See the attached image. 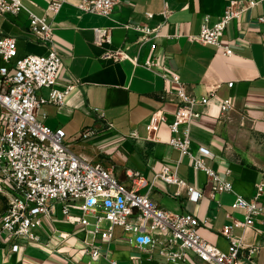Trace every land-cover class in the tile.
Returning a JSON list of instances; mask_svg holds the SVG:
<instances>
[{
    "label": "crops",
    "instance_id": "1",
    "mask_svg": "<svg viewBox=\"0 0 264 264\" xmlns=\"http://www.w3.org/2000/svg\"><path fill=\"white\" fill-rule=\"evenodd\" d=\"M232 1L250 0H118L107 18L82 13L71 0L45 22L52 28L53 48L61 59L53 89L62 92L69 85L74 87L62 107L46 103L37 113L46 127L64 131L74 155L111 170L118 182L127 184V171L139 172L148 184L154 182L150 200L169 214L195 216L201 223L198 235L224 253L229 242L222 230L243 222V212L231 209L233 195L216 197L219 206L210 199L205 176L193 172L187 158H180L169 146L167 126L178 105L175 87L160 74L168 79L178 77L196 100L213 95L204 109L196 107L197 112L203 109L217 118L220 101L232 100L234 107L226 119L205 118L191 126L190 149L196 153L199 146L206 147L210 153L206 165L230 183L235 194L251 200L256 185L264 184V24L258 22L264 16V4L228 25L222 43L232 46L230 57L188 39L199 33L204 17L215 23ZM21 3L24 9L16 17L0 15V37L14 39L17 50L11 62L0 59V69L10 70L17 59L42 57L49 51L47 44L30 35L28 20V13L45 17L47 0ZM165 12L168 16L163 18ZM146 14H152V19L147 20ZM134 26L146 27L151 34L145 38ZM94 29L111 30L110 45L95 46ZM153 43L157 46L154 54L150 52ZM117 50L128 60L115 62L107 57ZM146 61L156 63V71L146 70ZM38 95L47 100L49 90L41 89ZM156 113L163 115L165 124L152 139L145 127ZM164 165L201 191L198 204L188 203L184 190L176 196L175 186L155 180ZM51 210L52 219L43 220L37 231L38 245L9 255L0 242V264H110L104 258L92 261L83 252V242L92 239L80 227L64 222L58 206ZM205 220L210 222L203 224ZM133 237L114 229L108 252L115 264H131L136 256L138 264H165L156 254H152V263L146 262L148 254L128 243ZM232 237L243 247L238 264H264V218L246 229L234 227ZM250 250L255 252L248 255ZM186 264L199 263L189 255Z\"/></svg>",
    "mask_w": 264,
    "mask_h": 264
},
{
    "label": "built area",
    "instance_id": "2",
    "mask_svg": "<svg viewBox=\"0 0 264 264\" xmlns=\"http://www.w3.org/2000/svg\"><path fill=\"white\" fill-rule=\"evenodd\" d=\"M70 1L47 0L43 18L28 13L29 33L35 41L49 46L46 56L27 55L15 60L10 70L0 69V242L7 254L14 255L25 247L38 245V229L43 220L52 219L51 209L58 206L64 222L80 227L92 239L91 243L83 242V252L92 261L104 258L115 264L108 245L113 240L114 229L119 228L133 234V240L128 243L148 254V263H152V254H156L165 264H186L189 255L199 264H238L243 247L232 237V229L249 228L256 220L264 218V184H257L254 197L246 200L235 194L231 184L206 165V160L210 159L206 147L199 146L196 153L190 149L191 126L205 118L226 119L234 107L232 100L220 101L218 116L214 118L203 111L214 99L213 95L196 100L186 93L178 77L168 79L166 74H160L165 82L175 87L178 105L167 126L171 134L169 146L180 158H187L193 172L205 176L210 199L219 206L216 197L233 195L231 209L243 212V222H235L234 226L222 230V236L229 242L225 253L198 235L201 223L195 216L190 213L172 215L154 204L149 198L154 182L148 184L136 171L125 172L127 184L118 182L111 170L74 155L66 145L63 130H51L37 119L42 105L52 103L62 107L74 87L69 85L62 92L53 89L61 59L53 48L52 28L45 22L46 17H55ZM73 1L80 12L103 18H107L118 3V0ZM259 3L264 4V0L229 2L215 23L210 24L209 18L204 17L199 33L188 38L189 41L214 47L224 57H230L232 46L222 43L228 25ZM23 9L21 0H0L1 16L16 17ZM167 16V12L162 14L163 18ZM152 17V14L145 15L147 20ZM258 22L264 24V16L258 18ZM134 29L145 38L151 34L143 26H134ZM110 34L109 29H94L93 44L110 45ZM156 49L153 43L150 52L154 54ZM16 56L15 40L0 37V59L9 63ZM107 57L115 62L128 60L119 50L108 52ZM143 67L156 71L157 64L146 61ZM41 89L49 90L47 100L39 97ZM198 106L203 108L201 112L196 111ZM161 124H165L162 114L156 113L150 118L145 127L150 138L153 139ZM86 137V134L82 136ZM155 180L175 186L176 196L184 190L188 203L196 205L202 199L201 191L180 179L166 165L156 174ZM207 222L210 221L205 220L203 224ZM254 252L250 250L248 255ZM137 260H140L138 256L133 257L131 264H138Z\"/></svg>",
    "mask_w": 264,
    "mask_h": 264
},
{
    "label": "rangeland",
    "instance_id": "3",
    "mask_svg": "<svg viewBox=\"0 0 264 264\" xmlns=\"http://www.w3.org/2000/svg\"><path fill=\"white\" fill-rule=\"evenodd\" d=\"M91 221V220H90Z\"/></svg>",
    "mask_w": 264,
    "mask_h": 264
}]
</instances>
